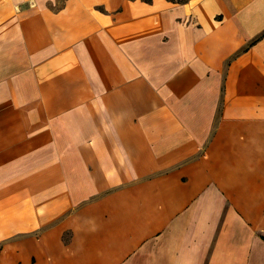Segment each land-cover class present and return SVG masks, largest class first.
<instances>
[{"label": "crops", "instance_id": "0c3cea01", "mask_svg": "<svg viewBox=\"0 0 264 264\" xmlns=\"http://www.w3.org/2000/svg\"><path fill=\"white\" fill-rule=\"evenodd\" d=\"M264 0H0V264H264Z\"/></svg>", "mask_w": 264, "mask_h": 264}, {"label": "trees", "instance_id": "16d2710c", "mask_svg": "<svg viewBox=\"0 0 264 264\" xmlns=\"http://www.w3.org/2000/svg\"><path fill=\"white\" fill-rule=\"evenodd\" d=\"M174 1H176L177 3H185L188 0H174ZM262 239H264V237H262Z\"/></svg>", "mask_w": 264, "mask_h": 264}]
</instances>
